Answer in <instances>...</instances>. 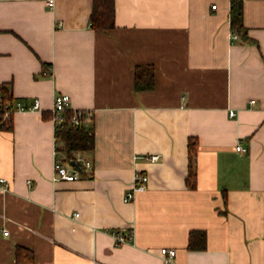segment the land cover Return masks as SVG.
<instances>
[{
    "label": "crops",
    "instance_id": "crops-1",
    "mask_svg": "<svg viewBox=\"0 0 264 264\" xmlns=\"http://www.w3.org/2000/svg\"><path fill=\"white\" fill-rule=\"evenodd\" d=\"M93 4L0 0V85L40 102L0 128V264H166L163 248L174 264H264V0L244 2L248 39L231 29L230 0H115L107 32L91 26ZM147 69L154 88L138 91ZM57 94L93 113L83 155L95 170L78 180H53ZM136 171L148 186L126 202ZM192 232L204 249L189 248Z\"/></svg>",
    "mask_w": 264,
    "mask_h": 264
},
{
    "label": "trees",
    "instance_id": "trees-1",
    "mask_svg": "<svg viewBox=\"0 0 264 264\" xmlns=\"http://www.w3.org/2000/svg\"><path fill=\"white\" fill-rule=\"evenodd\" d=\"M244 2L245 0H230V23L233 32L238 33L242 38L248 39L246 27L244 25ZM91 26L94 30L107 32L116 28V8L115 0H94L93 12L91 14ZM146 73V74H145ZM136 90H152L154 88V75L150 70H136L135 79ZM0 93L3 100L13 101V95L5 85H0ZM73 111L67 112V117H71ZM12 121H3L0 117V128H12ZM58 148L63 152L67 158H73V155L77 151L88 152L95 148V132L92 127L82 125L75 127L70 124H66L63 129L56 133ZM189 150V173L188 184L190 188L196 187V156L198 150V139L196 137H190L188 141ZM199 237L200 243L199 244ZM202 241V242H201ZM205 233L204 232H192L189 242V248L194 250L196 248L204 249L206 247ZM204 242V243H203ZM22 255H26L30 262L33 259L31 251L18 246L16 250L17 262H24Z\"/></svg>",
    "mask_w": 264,
    "mask_h": 264
},
{
    "label": "built area",
    "instance_id": "built-area-1",
    "mask_svg": "<svg viewBox=\"0 0 264 264\" xmlns=\"http://www.w3.org/2000/svg\"><path fill=\"white\" fill-rule=\"evenodd\" d=\"M46 6L50 9H54L56 0H44ZM216 8V5L213 6ZM232 38L238 39L236 33L232 34ZM255 101L252 100L251 103ZM71 97L67 94H57L54 99V105L52 108V121L55 126L56 133L59 132L66 124H70L75 127H80L93 119V113L89 110H72L73 115L67 117V112L70 109ZM40 108L39 100H36L33 105H25L23 102L14 99L13 101H4L2 94L0 93V117L3 121L11 120L15 113L37 110ZM236 113L230 111V115L234 116ZM238 151H246L242 145H238ZM152 162L159 160V155H151L146 157ZM75 162L76 165H73ZM95 170L94 162L84 157L83 152L77 151L74 153L73 158H67L63 152L59 149L56 150V160L54 164V176L53 180L58 181H72L80 179L84 174L93 173ZM149 177L141 171H136L134 174L133 185L131 189L126 193L124 200L126 202H132L135 200L138 193L143 192L147 189ZM0 185L4 189H9L7 180L5 178L0 179ZM79 214H76L78 217ZM5 235H8V231H4ZM115 241L117 244H123L134 239V231H114L113 232ZM161 255L163 256L166 264H174V258L176 256V250L170 248L161 249Z\"/></svg>",
    "mask_w": 264,
    "mask_h": 264
},
{
    "label": "water",
    "instance_id": "water-1",
    "mask_svg": "<svg viewBox=\"0 0 264 264\" xmlns=\"http://www.w3.org/2000/svg\"><path fill=\"white\" fill-rule=\"evenodd\" d=\"M72 164H73V165H76V163H75V162H72Z\"/></svg>",
    "mask_w": 264,
    "mask_h": 264
},
{
    "label": "rangeland",
    "instance_id": "rangeland-1",
    "mask_svg": "<svg viewBox=\"0 0 264 264\" xmlns=\"http://www.w3.org/2000/svg\"><path fill=\"white\" fill-rule=\"evenodd\" d=\"M61 151V150H60ZM65 155V154H64ZM66 156V155H65Z\"/></svg>",
    "mask_w": 264,
    "mask_h": 264
}]
</instances>
